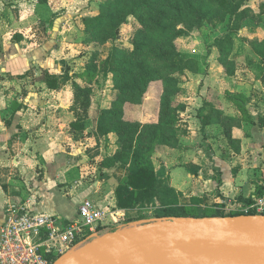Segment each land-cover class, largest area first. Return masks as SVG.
I'll return each instance as SVG.
<instances>
[{"label":"crops","instance_id":"0c3cea01","mask_svg":"<svg viewBox=\"0 0 264 264\" xmlns=\"http://www.w3.org/2000/svg\"><path fill=\"white\" fill-rule=\"evenodd\" d=\"M255 1L250 5L257 17L250 28L264 36V10ZM70 5V0H0V223L11 203L63 221L77 219L79 205L89 199H75L79 187L101 206L116 205L114 186L125 169L107 180L98 178L99 163L116 145L113 134L107 135L108 147L95 132L101 110L110 106L91 105L84 130L70 126L76 119L71 83L82 85V76L75 75L84 71H76L75 60L70 61L81 48L68 39L74 15L57 12ZM245 25L239 35L248 33L249 22ZM236 46L233 75L213 56L204 79L196 80L198 89L177 99L185 106L180 127L186 131L177 146L160 148L155 168L172 186L190 187L193 194L184 196L199 191L207 204L220 209L245 204L264 189V62L263 70H256L244 56L254 61L257 56ZM43 71L56 75L58 88L47 87ZM124 211L125 217L134 214ZM113 228L100 227L95 235Z\"/></svg>","mask_w":264,"mask_h":264},{"label":"rangeland","instance_id":"374dc122","mask_svg":"<svg viewBox=\"0 0 264 264\" xmlns=\"http://www.w3.org/2000/svg\"><path fill=\"white\" fill-rule=\"evenodd\" d=\"M133 1L139 3L140 0ZM160 1L161 2H159L155 6L152 12H142L143 17L147 18L150 15H153V19L157 21H164L166 16L171 17L172 21H174V23L176 22V30L174 32L176 36L173 38V44L175 45V48L182 53L193 55V57L196 59V66L194 67V65L189 64V67L183 70H172L169 72L168 70L167 72L163 70L162 72L158 71V74H156L155 76L156 78L149 82L148 87L146 88V91L144 92L140 102L137 103L132 94H130V99H125L122 102V114L120 116V119L131 125L127 126L131 131H134L136 126L139 127V125H141L139 128L143 130V134L145 133V136L152 137L155 136V134L157 136L159 134L161 135L162 132H166L164 129H161V120H159L161 99L164 97L170 98L172 100L171 105L173 107H179L181 103L178 102L177 99L182 98V96L184 95H189L190 93H192L193 91L195 92L198 89L196 80L204 79L210 65L209 61L216 56V60L219 62V56L223 55L219 52V48L217 46H208L209 42L212 41L214 36H219L224 33V29L219 26L220 24H217L218 26L215 28V32H212V29L214 30V28H211L210 26L201 27L200 25H198L195 20L189 18L187 7L188 4L186 2L187 0ZM192 1L194 5H197L198 3H204L207 4L211 9H216V6L214 5L215 3H211L210 0ZM251 1L252 0L246 2L244 5V13L249 15V17L241 20L239 23V28H245V24L249 22L248 33L246 34V36L243 34L239 35V33H237L235 35L234 41L235 45H237L236 47L245 46L250 50V42L256 41L258 44H261V41H264L263 34H260L257 30L250 28V22L252 18L256 20L257 17L256 15H252L254 11L252 6L250 5ZM256 1L255 7L258 8L260 12H262L264 10V7L262 6L264 4V0ZM102 2H106V5L102 6L100 4ZM115 2H117V0H70L71 5L69 7H61L57 11H63L65 13L67 12L70 13V15H74V17H77H73L72 20H69V22H71L72 29L70 30L71 34L68 37V39L70 40H76L81 46L79 55L70 58V61L75 60L73 61V63L78 67L76 71H82L85 66L88 67V65L90 64L94 66L95 64V71L90 73V77L87 75L89 81H87V76L82 77L80 80L83 83V88L87 90H84L81 95L89 97L90 106L93 105V108L96 106L100 107L102 105L110 106L111 103L117 99L118 93L120 92L118 85H115L114 77L116 75H119L120 81L122 77H124V75L115 74L114 72L109 71L108 67L112 65L115 68L122 69L123 71H129L125 78L130 81V79H133L135 77L136 71L130 70L129 67L133 65L134 69H137V66L140 64L139 61H135L139 53H135V56L129 55L134 47V38L139 42L142 41L143 44L149 43L150 39L152 38L151 34L147 36L143 33V30L145 29L144 25L141 22V16L137 14H127L129 9H132L134 5L131 0H119L120 4H122V11L124 12L127 21L120 22V27L117 31L116 37H109L106 42L99 41L100 39L106 37L111 33V29L105 30L108 32H102L104 28L103 23L101 26L100 24L97 26H93L92 28L88 29L89 31L85 29L83 17L96 16L99 15L100 12L106 13L111 10V6H113ZM178 5L179 8L177 7ZM116 16L117 20L119 21V16ZM89 32L91 33L90 35ZM95 33H99V35L96 36ZM157 43H159L162 49L166 50L163 40H160ZM226 43H228V41ZM115 50L116 53L114 54L113 58L108 59V57H110V53L112 51L115 52ZM223 51H225V49ZM143 52L144 54L143 56H141L142 61L145 62L147 60L146 62H148L151 51L150 49L149 51L148 49H144ZM223 56L225 57V55ZM232 56H234L233 52L231 53V57ZM244 57H240V59H238V62H243L242 58H244L246 59L244 60L245 63L253 64L252 67L257 65L258 68L256 70H259L261 68L260 57H256V61L250 58V55H248V57ZM227 60H229V56L224 58V61ZM112 61H114L115 63L111 64ZM235 61H237L236 58ZM235 65L236 67L238 66L237 63H235ZM163 67L160 66V63H157L155 65V68L158 69H161ZM121 83H123V81ZM180 129L181 133H184L186 131L185 127H180ZM98 133L102 141L104 142V145L108 146L109 144L107 143H110L112 141L111 138H108V136L106 135L100 134V132ZM112 134L113 133H111V135ZM113 140H115L117 150L118 145L116 142V136L113 137ZM110 145H112V142L110 143ZM163 146L166 145L160 143L154 144L152 151L146 155V159L154 168L157 178L162 180V185L160 186V189L157 190V192L154 194L151 201L145 202L142 205H138L133 210H131L132 212H134V214L132 215L144 219L168 218V216H163V212H161V210H168L170 207H182L185 209L186 213L189 214L188 217L192 218H197L195 217V215H198L199 212H202L206 215H212L218 211L227 212L225 209L221 208V210L220 206H218V204L216 203L214 205L207 204L200 197L199 191L195 192V196H184L193 194L191 193L192 189L190 187L183 190L178 189L175 186L171 185L169 179L164 176V174L160 176L157 173L155 169L156 163L158 162L157 157L161 152L160 148ZM112 150L113 148H110L109 150V153H111V155ZM123 171H125L126 173V169ZM218 172L219 171L216 169L217 176L219 175ZM82 191L83 190L80 187L77 189L76 195H78L75 199L89 198L90 200H96L94 195L82 193ZM75 199H70V202ZM174 199L176 200V202L169 204Z\"/></svg>","mask_w":264,"mask_h":264},{"label":"trees","instance_id":"16d2710c","mask_svg":"<svg viewBox=\"0 0 264 264\" xmlns=\"http://www.w3.org/2000/svg\"><path fill=\"white\" fill-rule=\"evenodd\" d=\"M40 3H44L47 0H38ZM211 3H215L216 9H211L207 4L198 3L194 5L193 1L187 0L188 14L189 18L195 20V22L201 27L210 26L212 32H215V28L220 24L224 29V33L219 36H214L208 46L215 45L219 48V52L229 56V60L224 61V56H219V62L224 66V69L228 75H233L236 69L235 57H231L233 47L235 45V35L239 32V23L241 20L249 17V15L244 13V5L250 0H210ZM134 4L132 9H129L127 14L139 15L141 16V22L144 25L143 33L145 35H152L149 43L143 44V42L133 40L134 47L129 55L135 56V53H139L135 61H139L140 64L137 69L131 65L129 68L132 71H136L135 77L128 81L125 76L129 71H123L122 69L115 68L110 65L108 70L114 72L115 74L124 75L119 81V75L114 77L115 85L119 87L120 92L118 93L117 99L111 103L110 107L107 109H102L96 126V133L100 132L102 135H108L113 133L116 136L117 150L110 156H105L98 165V178L99 179H109L113 176V173L120 168L126 169V173L119 178L114 186V195L116 205L111 207L124 209L126 211H131L138 205H142L145 202H149L153 199L154 194L160 189L162 185V180L157 178L154 168L147 161L146 155L149 154L154 144L160 143L169 147L177 146L179 142L181 133L179 124V113L184 110V105L181 104L179 107H173L172 100L170 98L164 97L160 101V117L161 129L166 132H162L161 135L155 134V136H145L143 130L136 126L134 131H131L127 126L130 125L120 119L122 114V102L125 99H130V94L135 98L138 103L148 87L151 80L156 78L158 71L168 72L172 70H180L189 67V64L196 66V59L193 55L188 53H182L175 48L173 44V38L176 36L174 34L176 28V22L172 21L171 17L166 16L164 21H157L153 15L149 17H143L142 12H152L155 6L161 2L160 0H140L139 3L131 0ZM102 6L106 5V2L100 3ZM264 7V4L262 5ZM117 7V8H116ZM179 8V5L177 6ZM123 7L119 0L111 6V10L108 12H100L96 16L83 17V23L85 29L92 28L102 23L104 28L102 32L107 29H111V33L106 37L100 39V42H106L110 37H116L117 31L120 27V22L127 21ZM178 10V9H177ZM176 10V11H177ZM142 14V15H141ZM119 16V21L117 16ZM171 15V14H169ZM141 30V29H140ZM91 32V31H90ZM89 32V35L91 34ZM100 33V32H99ZM95 33V35H99ZM94 34V33H93ZM92 34V35H93ZM149 38V37H148ZM163 40L165 43L166 50L162 49L157 43ZM228 41V43H226ZM226 44H225V43ZM224 43V44H223ZM225 45V46H224ZM251 52H253L257 57H260L261 63L264 62V41L258 44L256 41L250 42ZM144 49H150L151 55L148 58V62L142 61L141 56H143ZM225 49V51H223ZM112 51L108 59H112L114 54ZM115 62L112 61L111 64ZM160 63V66H165L161 69L155 68V65ZM257 69V65L254 66ZM95 64L85 66L84 71L75 76H91L90 73L95 71ZM263 70V68L261 67ZM43 78L48 88H58L57 77L54 74L48 73V71H43ZM87 76V81L89 78ZM70 79L69 75L65 76V80ZM123 81V83H121ZM121 84V86H120ZM73 92V105L76 119L70 123L71 130H84L86 128V120L88 118V109L90 107V99L88 96L81 95V93L86 90L82 85L77 83L75 80L71 83ZM129 87V91H128ZM87 91V90H86ZM207 116L204 115L203 124L206 123ZM131 126V125H130ZM158 126V125H157ZM160 126V125H159ZM99 134V133H98ZM158 137V138H157ZM219 177L216 178V189H219L221 185L220 173ZM175 203L174 199L171 203ZM163 216L165 217H188L189 214L186 213L185 209L182 207H170L168 210L162 209ZM240 212H224L218 211L212 215H206L199 212L195 215L197 218L207 217V216H228V215H240ZM141 217L134 216L132 214L125 217V222H129L134 219H139ZM102 226H98L99 229ZM115 229L113 228L112 231Z\"/></svg>","mask_w":264,"mask_h":264},{"label":"water","instance_id":"95a60500","mask_svg":"<svg viewBox=\"0 0 264 264\" xmlns=\"http://www.w3.org/2000/svg\"><path fill=\"white\" fill-rule=\"evenodd\" d=\"M264 215L168 217L96 236L53 264H264Z\"/></svg>","mask_w":264,"mask_h":264},{"label":"built area","instance_id":"2783aa9c","mask_svg":"<svg viewBox=\"0 0 264 264\" xmlns=\"http://www.w3.org/2000/svg\"><path fill=\"white\" fill-rule=\"evenodd\" d=\"M224 208L240 215H264V189L245 204H226ZM125 221L124 210L90 199L79 205L78 218L68 221L11 203L0 223V264H53L94 239L98 226L116 230L133 225Z\"/></svg>","mask_w":264,"mask_h":264},{"label":"bare ground","instance_id":"6f19581e","mask_svg":"<svg viewBox=\"0 0 264 264\" xmlns=\"http://www.w3.org/2000/svg\"><path fill=\"white\" fill-rule=\"evenodd\" d=\"M252 242H253L254 244H258V245H262V246H264V237L254 239Z\"/></svg>","mask_w":264,"mask_h":264}]
</instances>
